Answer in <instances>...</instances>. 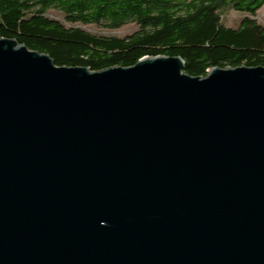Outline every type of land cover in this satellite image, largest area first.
I'll use <instances>...</instances> for the list:
<instances>
[{
	"label": "water",
	"instance_id": "95a60500",
	"mask_svg": "<svg viewBox=\"0 0 264 264\" xmlns=\"http://www.w3.org/2000/svg\"><path fill=\"white\" fill-rule=\"evenodd\" d=\"M0 264H264V66L0 37Z\"/></svg>",
	"mask_w": 264,
	"mask_h": 264
},
{
	"label": "trees",
	"instance_id": "16d2710c",
	"mask_svg": "<svg viewBox=\"0 0 264 264\" xmlns=\"http://www.w3.org/2000/svg\"><path fill=\"white\" fill-rule=\"evenodd\" d=\"M264 0H0V37L47 53L58 66L99 71L129 67L145 56H179L184 71L205 76L212 67L264 66V25L254 15ZM240 13L227 25L221 11ZM58 11L62 19L48 15ZM80 24L117 29L95 34Z\"/></svg>",
	"mask_w": 264,
	"mask_h": 264
},
{
	"label": "rangeland",
	"instance_id": "374dc122",
	"mask_svg": "<svg viewBox=\"0 0 264 264\" xmlns=\"http://www.w3.org/2000/svg\"><path fill=\"white\" fill-rule=\"evenodd\" d=\"M48 15L52 17H56L60 20L62 19L61 14L55 9H50L48 12ZM221 15H222L221 16L222 19L227 25H233L235 21L239 18L240 13L230 8H224L221 11ZM254 18L258 22L264 25V5L256 12V14L254 15ZM77 24L80 27L86 30H89L90 32L95 33V34H105V35H115V36H123L129 33L131 30H133L135 26L133 23H127L117 29H108L101 25H95V24H80V23H77Z\"/></svg>",
	"mask_w": 264,
	"mask_h": 264
}]
</instances>
